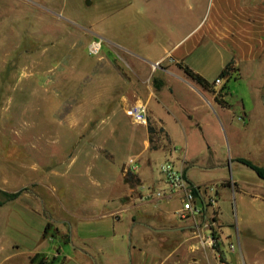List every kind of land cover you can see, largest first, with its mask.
Listing matches in <instances>:
<instances>
[{
  "label": "rangeland",
  "instance_id": "1",
  "mask_svg": "<svg viewBox=\"0 0 264 264\" xmlns=\"http://www.w3.org/2000/svg\"><path fill=\"white\" fill-rule=\"evenodd\" d=\"M13 1L0 13V264H30L29 257L51 253L48 240L70 238L74 245L82 237L95 243L119 237L114 219L102 217L111 210L106 198L120 168L128 177L126 163L144 150L145 133L126 110L154 98L155 79L174 63L163 58L155 68L148 62L161 59L173 33L180 39L210 17L213 0H60L59 8L49 0ZM240 2L264 9V0ZM230 58L210 43L186 64L213 85ZM174 80L180 95L167 99L178 121L167 115L166 122L177 137V154L204 163L213 160L212 148L214 156L239 157L264 167L263 66L246 67L241 81L224 79L234 105L235 145L218 106L212 108L200 94L207 95L204 88ZM241 101L254 110L250 130L238 118ZM183 108L193 113L184 114ZM161 146L156 140L149 146L155 151L152 164L158 178L166 160ZM195 172L203 181L227 175L250 189L262 182L240 164L227 171ZM222 193L221 218L237 248V235L246 247L245 264L252 258L264 264V201H255L252 192L234 194L232 187ZM180 204L176 201L172 209ZM109 242L114 250L109 263L115 264L113 256L121 246L113 245L112 238ZM159 242L166 251L175 245L174 240ZM62 248L67 255L68 245ZM86 260L91 262L88 256Z\"/></svg>",
  "mask_w": 264,
  "mask_h": 264
},
{
  "label": "crops",
  "instance_id": "2",
  "mask_svg": "<svg viewBox=\"0 0 264 264\" xmlns=\"http://www.w3.org/2000/svg\"><path fill=\"white\" fill-rule=\"evenodd\" d=\"M240 1L243 0H213L211 7L213 14L211 12L210 17L202 19L195 29L192 28L182 34L180 39L177 34H175L174 38L173 33L169 48L164 49L160 55L162 56L161 59L148 62L154 65L163 58H169L174 65L170 69H161L163 74L159 76L160 78H156L154 82V98L146 103L148 106L149 124L147 127L144 126L145 133L142 138L144 150L140 153L138 159L136 158L139 166L138 172H130L126 178L120 168V175L113 182L112 186L114 187L106 198V206H110L111 210L108 213H104L102 217L113 218L115 227L120 229V232L118 231L120 233L119 237H111L113 245L118 243L121 246V253L115 252L113 256L115 264H130V262L132 264H245L246 247L242 246L240 237L237 235L239 244L237 248L235 238L226 231V223L221 218L220 201L222 200V195L224 196L222 192L228 191L229 187H232L234 194L237 192L242 194L241 192H243L245 196L247 192H252L254 193L252 198L255 201H264V179L259 177L262 182L254 184V189H250L245 182L230 181L227 175L222 174L215 179L200 180L195 169L227 171L232 167H237L239 164L247 165L240 162L243 158H228L222 154L214 156L212 148H210V155H213V162L209 160L203 163L199 160L191 159L187 155L183 156L181 152L177 154L176 150L179 144L177 137L166 122L167 115L178 121V113L171 105L170 99H167V97L177 99L176 97L180 95V86L175 82L174 78L190 87L195 84L178 67V64L188 65L186 61L197 53L203 45L213 43L220 52L230 54L231 58L225 61L219 73L220 75L226 66L232 63L235 70L232 74H235V77H232L233 75L227 77L226 80L228 81L232 78H235L236 81L244 79L245 68L251 67L253 64L264 67V9L260 5L239 6L241 4ZM8 2L10 4L14 3L13 0H5L0 13ZM37 2L39 1L37 0ZM48 2L52 4V7L57 4L56 8H59L61 1L49 0ZM0 3H2L1 0ZM189 67L192 68L193 66ZM192 69L202 75L209 83L211 82L204 73L194 67ZM224 86H226V89H223ZM224 86L222 88L212 86L208 90H203L207 95L203 94V92L200 94L208 104H211L212 108L215 105L218 106V112L228 126L229 135L235 145L238 137L230 119V112H232L234 105L229 101V86L225 82ZM211 89L214 90L212 96L210 95ZM165 91H168V93H165ZM219 100H222L224 104H220ZM238 105L242 106L238 118L246 124L245 129L250 130L254 110L248 109L243 101L241 103L238 102ZM181 111L184 114L192 112L185 108ZM198 126L203 130L200 123ZM203 137L208 140L205 135ZM129 140L132 142L135 137L132 136ZM153 140L162 144L161 147L166 153V158H174L176 165L185 172L189 181L196 186L200 198L199 205L202 209L201 214L187 218L179 216L177 212L181 210L182 202L176 195H167L163 198H152L149 200L141 198L140 186L142 184L154 186L155 188L162 186V176L156 177L152 164V153L155 151L149 150L150 143ZM130 158L134 157L131 156ZM120 186L122 190L119 189ZM119 193L122 194L119 195ZM176 201L181 204L175 210L172 208L175 207L174 203ZM261 207H264V204H261ZM160 222L166 225H161ZM210 236L215 237L217 245H210L208 242ZM111 238L101 237L104 242L95 243V240L82 237L74 246H71L72 239L70 240V238L69 242L67 239H59L58 242L48 240L53 245L51 253H37L29 257V263L37 264L31 261L35 257L37 261L43 260L47 264H70L71 262L94 264L93 259L96 260L97 264H110L109 252H111V255L114 254V250L109 244ZM166 240L175 241V245L172 244V247L167 251L159 242H165ZM62 245H68L70 250L67 255L62 251ZM125 245H127V249L124 254L122 251ZM130 254L131 256H129ZM87 256L91 262L86 260ZM250 260L251 264H259L256 258Z\"/></svg>",
  "mask_w": 264,
  "mask_h": 264
},
{
  "label": "built area",
  "instance_id": "3",
  "mask_svg": "<svg viewBox=\"0 0 264 264\" xmlns=\"http://www.w3.org/2000/svg\"><path fill=\"white\" fill-rule=\"evenodd\" d=\"M160 62L154 64V67H159ZM225 80L227 79L224 78ZM223 78L218 77L213 86L222 88L224 86ZM127 116L132 122L139 126L147 127L149 124L148 106L145 103H137L131 105L126 110ZM139 169L137 159L131 158L126 164L125 173H137ZM162 176V186L155 188L154 186H145L141 188V198L149 200L152 198H163L167 195L178 196L182 202V208L178 212L182 218L197 216L201 214V206L199 205V195L196 186H194L186 176L185 172L180 169L174 158L168 157L160 167ZM211 246L217 245V240L214 236L208 238ZM234 248L233 245H231Z\"/></svg>",
  "mask_w": 264,
  "mask_h": 264
},
{
  "label": "trees",
  "instance_id": "4",
  "mask_svg": "<svg viewBox=\"0 0 264 264\" xmlns=\"http://www.w3.org/2000/svg\"><path fill=\"white\" fill-rule=\"evenodd\" d=\"M178 67L180 69H182L185 74L192 79L194 82H196L198 85H200L201 87H203L205 90H208L210 88H212V84H210L202 75H200L199 73H196L195 71H193V69H191L189 66L183 64V63H179ZM234 68L232 66V63H229L226 68L223 70V72L219 75L220 78H226V77H231L232 73L234 72ZM223 89H226V86H224ZM220 104H224V102L222 100H219ZM150 130H152V128H150ZM241 163L249 166L250 168H252L260 178L264 179V168L263 167H259L254 165L252 162L241 159L240 160ZM20 195V193H15L12 195H9L10 199L12 198H16ZM1 205V204H0ZM49 224H47L46 229H45V235L47 234V230H48ZM32 263H37V264H47L45 261L40 260L37 261V259L34 257L32 258Z\"/></svg>",
  "mask_w": 264,
  "mask_h": 264
},
{
  "label": "water",
  "instance_id": "5",
  "mask_svg": "<svg viewBox=\"0 0 264 264\" xmlns=\"http://www.w3.org/2000/svg\"><path fill=\"white\" fill-rule=\"evenodd\" d=\"M72 246H74V245L72 244ZM129 256H131V254ZM93 261H94L95 264H97L96 261H95V259H93ZM130 264H132V262H130Z\"/></svg>",
  "mask_w": 264,
  "mask_h": 264
},
{
  "label": "bare ground",
  "instance_id": "6",
  "mask_svg": "<svg viewBox=\"0 0 264 264\" xmlns=\"http://www.w3.org/2000/svg\"><path fill=\"white\" fill-rule=\"evenodd\" d=\"M98 47H99V45H96V46H95V49H98Z\"/></svg>",
  "mask_w": 264,
  "mask_h": 264
}]
</instances>
